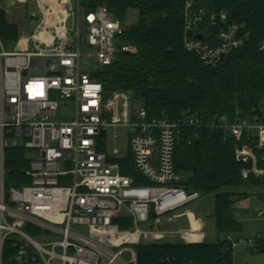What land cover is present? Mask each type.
I'll list each match as a JSON object with an SVG mask.
<instances>
[{
  "label": "built area",
  "instance_id": "built-area-1",
  "mask_svg": "<svg viewBox=\"0 0 264 264\" xmlns=\"http://www.w3.org/2000/svg\"><path fill=\"white\" fill-rule=\"evenodd\" d=\"M35 2L39 14L32 15L36 24L25 43L9 50L0 38V264L7 242L15 264H137L135 246L142 241H173L178 233L161 230L162 217L201 198L179 184L175 154L186 127L248 139L235 146V158L242 173L264 179L263 108L237 110L233 117H151L136 92L107 93L98 79L118 52L136 51L121 41L124 24L107 5L86 11L81 0ZM183 15L184 47L207 66L217 67L246 43L227 10L187 0ZM83 55L93 56L98 68L83 71ZM61 106L73 112L58 119ZM121 131L128 136L124 154L109 147ZM10 148L26 150L29 182L7 189ZM255 149L262 150L260 158ZM29 151L39 157L30 158ZM131 166L134 173L122 172ZM256 211L264 223V207ZM120 220L132 226L123 228ZM226 239L234 250L258 251L264 249V227Z\"/></svg>",
  "mask_w": 264,
  "mask_h": 264
},
{
  "label": "trees",
  "instance_id": "trees-1",
  "mask_svg": "<svg viewBox=\"0 0 264 264\" xmlns=\"http://www.w3.org/2000/svg\"><path fill=\"white\" fill-rule=\"evenodd\" d=\"M186 1L81 0L86 11L107 5L124 24L121 41L136 49L118 52L114 61L100 70L98 79L104 90L143 93L151 117L173 119L188 113L233 117L237 110L243 114L251 109L260 111L264 102V50L260 49L264 41V0H192L199 8L229 11L231 20L247 36L245 45L217 67L205 65L184 47ZM130 12L136 13L138 20L127 24ZM8 14L0 5V38L14 44L20 38V28ZM247 141L237 140L221 129H182L175 154L179 184L199 191L201 197L215 193L214 210L209 216L215 241H142L135 246L137 264H234L235 250L226 236H244L246 223L238 217L239 201L250 197L264 201V179L242 173L244 165L235 158V146ZM255 150L260 158L262 150ZM126 163L130 161L126 159ZM259 165L264 166V161L260 160ZM28 167L25 149L7 150V189L29 182ZM132 169L122 168V172L132 174ZM120 223L123 228L132 226L130 222ZM12 248L7 242L4 264H15Z\"/></svg>",
  "mask_w": 264,
  "mask_h": 264
},
{
  "label": "rangeland",
  "instance_id": "rangeland-1",
  "mask_svg": "<svg viewBox=\"0 0 264 264\" xmlns=\"http://www.w3.org/2000/svg\"><path fill=\"white\" fill-rule=\"evenodd\" d=\"M2 8H5L7 10H10V14L9 15V20H15L18 21L24 25H28L29 30H33L36 22H34L31 18L33 14H39L38 9H37V5L35 0H1L0 3ZM138 17L137 14L134 12H130L128 17H127V24H131V23H135L137 22ZM15 44H8L7 47L9 50H13L15 49ZM83 52L89 54L91 53V50L88 49L87 47L83 46ZM81 68L83 71L85 72H91L93 70H96L98 68V63L96 61V59L93 56H89V55H83L81 57ZM138 104H142L144 105L143 100H138L137 101ZM264 109V102L261 106ZM73 112L72 107L70 106H61L60 108V112L58 115V119H64V116H68ZM109 147L112 149L113 147H118L121 151V154H124L127 152L128 150V136L124 131L120 132V138L116 141L112 140L110 142ZM28 156L32 159L38 158L39 157V153L37 151H29L28 152ZM254 198V202L255 203H250L251 208H252V212L250 214V216L255 217L254 220H249V222H246V229L244 231V235L245 236H252L254 234H256L257 230H261L264 227V223L261 219H259L257 217V211L254 210V206L258 207V208H263L264 207V202L262 200H260L257 197H250V199ZM214 201H215V193H211L205 196H202L200 199L190 202L187 205H185L184 207L178 209L177 211H182L185 210L187 208H190L193 211H200L201 215H203L207 221V239L206 241L208 242H213L215 241V231H214V226H213V220L211 217V213L214 210ZM240 208H242L240 206ZM173 212H170L166 215H164L162 217V221L163 223L166 222V219L168 217V215H171ZM192 213V212H191ZM190 213V214H191ZM251 222H255L252 223ZM179 223L182 224L183 226H185L186 223V228H188L187 225V220L186 218L180 219ZM159 228L161 230H167V229H175L176 226L174 224H160ZM193 233H196V231H193ZM189 235H191V238H196L195 234H191L189 233ZM175 241H182L184 240L182 237L180 236H174L172 237ZM235 253L238 252H242V253H248V254H262L264 255V252H251L249 250H246L245 247L239 246L235 249L234 251ZM245 262V261H244ZM242 264H244L242 262ZM250 264H260L258 262H250Z\"/></svg>",
  "mask_w": 264,
  "mask_h": 264
},
{
  "label": "crops",
  "instance_id": "crops-1",
  "mask_svg": "<svg viewBox=\"0 0 264 264\" xmlns=\"http://www.w3.org/2000/svg\"><path fill=\"white\" fill-rule=\"evenodd\" d=\"M11 22L18 24V26L20 28L19 40H22L21 44H24L25 41L27 40V38L30 36L31 30H29V27L27 24L24 25V24H22L18 21H15V20H12ZM16 43H14V44H16ZM249 202L255 203L254 198L244 199L243 204H238V214H239L238 217L241 218L243 221H245V223L247 221L249 222V220H254V218H255V217L250 216V214L253 210H252ZM240 206L242 208H240ZM256 208H258V207L254 206V210H256ZM183 218H186L188 228H186V223H185V226H183L182 224L179 223V220L183 219ZM196 221L200 222L199 227L195 226ZM252 223H255V222H251V224ZM162 224L163 225L174 224L176 226L175 229H167V230L177 232L178 233L177 236H180L179 232H182L183 234H185V236L189 240H187V241L185 239L182 240L184 242H204L207 239V235H208L207 225L208 224H207L205 217L203 215H201L200 211H198V212L193 211L190 208H187V209L182 210V211L175 210V211H173V213L171 215H168L166 222L165 223L162 222ZM193 231H196V233H193ZM257 231H259V230H257ZM189 233L195 234L196 238L195 239L191 238V235H189ZM180 237H182V236H180ZM170 240L175 241L173 238H171ZM242 262L244 264H250V262H258L260 264H264V255H262V254L256 255V254H248V253L244 254L242 252H238V253L234 252V264H242Z\"/></svg>",
  "mask_w": 264,
  "mask_h": 264
},
{
  "label": "water",
  "instance_id": "water-1",
  "mask_svg": "<svg viewBox=\"0 0 264 264\" xmlns=\"http://www.w3.org/2000/svg\"><path fill=\"white\" fill-rule=\"evenodd\" d=\"M200 37H202L201 35H200ZM144 95H143V93H140V92H136L135 93V98L136 99H139V98H141V97H143Z\"/></svg>",
  "mask_w": 264,
  "mask_h": 264
},
{
  "label": "bare ground",
  "instance_id": "bare-ground-1",
  "mask_svg": "<svg viewBox=\"0 0 264 264\" xmlns=\"http://www.w3.org/2000/svg\"><path fill=\"white\" fill-rule=\"evenodd\" d=\"M195 223H196L195 226H198V227L200 226V222L196 221Z\"/></svg>",
  "mask_w": 264,
  "mask_h": 264
}]
</instances>
